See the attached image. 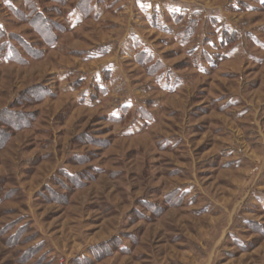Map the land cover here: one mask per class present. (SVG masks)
I'll return each mask as SVG.
<instances>
[{
    "label": "rangeland",
    "instance_id": "rangeland-1",
    "mask_svg": "<svg viewBox=\"0 0 264 264\" xmlns=\"http://www.w3.org/2000/svg\"><path fill=\"white\" fill-rule=\"evenodd\" d=\"M4 113L0 264H264V0H0Z\"/></svg>",
    "mask_w": 264,
    "mask_h": 264
},
{
    "label": "trees",
    "instance_id": "trees-1",
    "mask_svg": "<svg viewBox=\"0 0 264 264\" xmlns=\"http://www.w3.org/2000/svg\"><path fill=\"white\" fill-rule=\"evenodd\" d=\"M4 116H10L9 118H8V121L7 122H5V125L7 126V127H9V129H12V132L13 131H20V130H22V129H24V128H26V127H28V125L29 124H26V123H24V121H20L19 119L20 118H17V119H15L13 116H12V114H10V115H5V113L4 114H1L0 115V119L2 118V117H4ZM1 128V127H0ZM2 129H0V136H1V143H0V147H3L4 145H5V143H6V141H7V136H8V134L7 133H4L5 131H1ZM5 134L7 135V136H5ZM9 137V136H8Z\"/></svg>",
    "mask_w": 264,
    "mask_h": 264
}]
</instances>
